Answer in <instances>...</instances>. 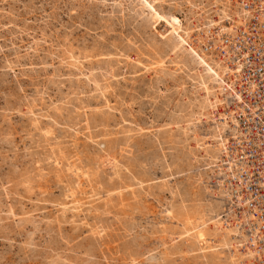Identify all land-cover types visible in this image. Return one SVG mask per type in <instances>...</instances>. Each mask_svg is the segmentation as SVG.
Wrapping results in <instances>:
<instances>
[{
	"label": "rangeland",
	"instance_id": "1",
	"mask_svg": "<svg viewBox=\"0 0 264 264\" xmlns=\"http://www.w3.org/2000/svg\"><path fill=\"white\" fill-rule=\"evenodd\" d=\"M235 1L0 0V264H214L186 232V208L227 207L214 121L186 133L189 44L216 61L205 20Z\"/></svg>",
	"mask_w": 264,
	"mask_h": 264
},
{
	"label": "bare ground",
	"instance_id": "2",
	"mask_svg": "<svg viewBox=\"0 0 264 264\" xmlns=\"http://www.w3.org/2000/svg\"><path fill=\"white\" fill-rule=\"evenodd\" d=\"M247 4L248 7H246ZM234 5L241 8V10L236 8V11L239 9L238 14L236 12L235 15H230L229 10L218 7V10L220 9L218 18L216 20L213 18L205 20L208 24V37L211 38L214 46L219 48L220 55L216 61H212L204 53L198 52L197 47H193L191 43L189 44L190 48L194 49L197 54L198 63L205 66L206 75L198 73L196 79V86L203 91L202 94L193 101L186 100V133L190 129V125L198 120L209 118L214 121V131L210 134L211 138L214 139L211 142L217 144V151L216 153L214 151V155L209 154V164H216L218 167V174L221 175L222 179L218 183L219 190L217 189L216 192L222 195L227 207L224 206L223 214L220 212V209L223 208L222 202L214 205L210 204L209 206L204 204L206 207L204 206L199 210L191 207L186 208V232L192 231L195 242H200V248L208 251L205 256H209L210 253L209 257L214 264H262L264 260V231L261 229L262 222L256 215L259 207L256 201L258 197L261 199V195H264V182H256L262 187L261 189L258 186L259 191L257 194H260L258 197L254 196V191L248 187L254 180L252 177L254 166H260V173L264 176V163H261L264 161V132H261L259 127L252 128L251 125L252 130L242 127V120H240L238 114L241 113L248 117L246 110H249V115L255 119L256 115L260 116L264 113L263 105L248 102L244 96L243 90L248 93L253 91V82L250 83L249 87H243L244 83L242 81V74L248 66L247 34L251 32L253 20H257L256 26L258 29L261 30L264 26V0H236ZM222 19H225V21L222 22ZM215 26L216 28H214ZM186 32V41L188 42L190 32ZM259 42L260 40L253 43L258 44ZM210 81L213 82L211 87ZM214 82L216 83L215 86ZM203 144L206 143L202 142ZM250 145L255 147L256 153L253 151L251 154L248 153L247 148ZM56 150H52L50 156L54 154V157L58 160L61 159V161L68 157L62 153V150L60 151V148ZM77 160L67 162V170L72 171L75 168L78 171L77 174L89 178L88 176L94 168L88 167L87 163L83 165L81 159L80 161ZM58 172L60 173V171ZM25 174L27 175V173ZM26 175L24 179H30ZM262 179L264 180V177ZM189 195H186L187 198ZM218 196L220 197V195ZM197 203L199 204L198 200ZM175 217L179 218V215ZM182 229L184 230V227ZM169 237H172L173 240V236L170 235ZM165 261H168V259Z\"/></svg>",
	"mask_w": 264,
	"mask_h": 264
},
{
	"label": "built area",
	"instance_id": "3",
	"mask_svg": "<svg viewBox=\"0 0 264 264\" xmlns=\"http://www.w3.org/2000/svg\"><path fill=\"white\" fill-rule=\"evenodd\" d=\"M248 7V4L246 5ZM256 21L253 20L252 22V28L251 32L247 34V41H248V66L245 68L243 74H242V81H243V87L247 86L249 87L251 82H253V91L247 92L246 90H243L245 98L248 100V102L251 103H260L264 106V26L262 29H258L256 26ZM260 44L253 42L259 41ZM245 89V88H243ZM247 111L248 117H245L244 114H238V117L240 120H242V127L248 128L249 130H252V128L259 127L261 132H264V113H262L260 116L256 115V118H252L249 113V110ZM261 122V123H260ZM252 128H251V126ZM248 153L251 154L253 151L256 153L255 147L253 145L248 146ZM261 163H264L261 162ZM260 166H254V173H253V181L250 185V190L254 191V196L258 197L257 194L259 189L258 186L262 189L261 185L257 184V181H263L262 177H264L260 173ZM261 199L258 197V200L256 201V204L259 206L258 211L256 212V215L261 220V229L264 231V195H261ZM263 206V208H262ZM262 264H264V260L262 261Z\"/></svg>",
	"mask_w": 264,
	"mask_h": 264
}]
</instances>
